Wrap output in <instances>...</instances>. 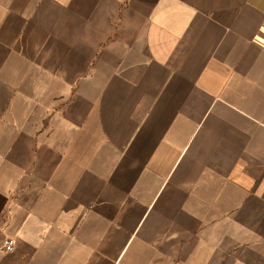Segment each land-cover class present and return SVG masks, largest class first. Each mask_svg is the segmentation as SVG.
<instances>
[{
	"label": "crops",
	"instance_id": "0c3cea01",
	"mask_svg": "<svg viewBox=\"0 0 264 264\" xmlns=\"http://www.w3.org/2000/svg\"><path fill=\"white\" fill-rule=\"evenodd\" d=\"M0 264H264V0H0Z\"/></svg>",
	"mask_w": 264,
	"mask_h": 264
},
{
	"label": "built area",
	"instance_id": "2783aa9c",
	"mask_svg": "<svg viewBox=\"0 0 264 264\" xmlns=\"http://www.w3.org/2000/svg\"><path fill=\"white\" fill-rule=\"evenodd\" d=\"M16 248V241L13 239H6L4 241V245H3V251H5L6 253H11L15 250Z\"/></svg>",
	"mask_w": 264,
	"mask_h": 264
}]
</instances>
